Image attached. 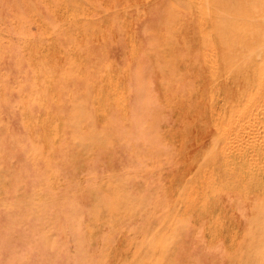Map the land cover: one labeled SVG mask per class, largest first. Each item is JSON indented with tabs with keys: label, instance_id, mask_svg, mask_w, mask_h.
Listing matches in <instances>:
<instances>
[{
	"label": "rangeland",
	"instance_id": "374dc122",
	"mask_svg": "<svg viewBox=\"0 0 264 264\" xmlns=\"http://www.w3.org/2000/svg\"><path fill=\"white\" fill-rule=\"evenodd\" d=\"M258 86L264 0H0V264H264Z\"/></svg>",
	"mask_w": 264,
	"mask_h": 264
},
{
	"label": "bare ground",
	"instance_id": "6f19581e",
	"mask_svg": "<svg viewBox=\"0 0 264 264\" xmlns=\"http://www.w3.org/2000/svg\"><path fill=\"white\" fill-rule=\"evenodd\" d=\"M218 5L219 8H223V5L226 4L218 3ZM219 35L220 37H218L216 51H217V55H219L221 60H219L218 65L216 66L217 69H215L216 67L215 68L212 67L213 71L210 75L213 83L212 87L210 88V92L213 93L216 90L218 95L220 96L218 120L220 118L225 119V116L222 115H225L227 113H229V116L236 114L239 110H243L242 108L246 107L249 104V96L253 92V90L256 89L254 82L255 78L259 73H261L260 70L259 72L257 71L258 65L253 60H247V61H239V59L230 60L224 54L223 45L225 40L224 36H226V34L223 31H220ZM198 46L200 48V45ZM235 72H237V74ZM237 75L240 76L237 77ZM204 84H205V75H203V82L200 91L201 90L205 91ZM263 88L264 87L262 86H258L257 90L259 89L263 90ZM205 99L206 98L204 97V95L201 94L200 98L198 99V104L200 105H198V108L196 107L200 111V115H201L200 120H203L201 134L199 135L198 138V149H200L205 145L202 144V141L204 143L207 133L206 130H209L210 127L212 128V126L210 125L211 121L207 122L206 120L207 109L205 107L206 106ZM218 120L213 117L212 123L215 122L213 124L214 128H218V123H217Z\"/></svg>",
	"mask_w": 264,
	"mask_h": 264
}]
</instances>
